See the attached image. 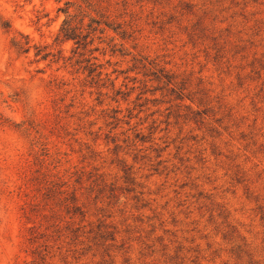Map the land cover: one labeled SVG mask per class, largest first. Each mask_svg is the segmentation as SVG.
<instances>
[{"label": "rangeland", "instance_id": "1", "mask_svg": "<svg viewBox=\"0 0 264 264\" xmlns=\"http://www.w3.org/2000/svg\"><path fill=\"white\" fill-rule=\"evenodd\" d=\"M0 264H264V0H0Z\"/></svg>", "mask_w": 264, "mask_h": 264}, {"label": "trees", "instance_id": "2", "mask_svg": "<svg viewBox=\"0 0 264 264\" xmlns=\"http://www.w3.org/2000/svg\"><path fill=\"white\" fill-rule=\"evenodd\" d=\"M87 2V0H84ZM96 12H99L100 10L94 8L93 9ZM67 13V11H65ZM73 17H76V15L70 16L67 14V17L63 20L61 23V26L59 28V33L57 35L62 37V40H73L75 47L78 48L80 46H85L87 44L86 40L89 37L90 34H93V32L98 31L99 33H103L105 28L109 29H117L119 26H115L114 24L106 19H103L102 15L99 17H93L90 16V14H84L82 15L78 21L75 23L73 21ZM85 17H88V22L83 25V20ZM28 44V40L25 42H20L18 40H13L12 45L16 47L17 49L24 48V51H27L29 49V46L25 45ZM41 49H38L37 54H39ZM44 56H47L44 54ZM63 191V190H62ZM61 191V192H62ZM66 209L74 208L77 210V206L73 203L71 200L70 202L66 203Z\"/></svg>", "mask_w": 264, "mask_h": 264}]
</instances>
